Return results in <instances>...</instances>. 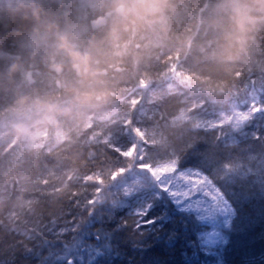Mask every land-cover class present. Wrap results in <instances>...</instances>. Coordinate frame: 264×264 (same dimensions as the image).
Segmentation results:
<instances>
[{
  "label": "rangeland",
  "instance_id": "obj_1",
  "mask_svg": "<svg viewBox=\"0 0 264 264\" xmlns=\"http://www.w3.org/2000/svg\"><path fill=\"white\" fill-rule=\"evenodd\" d=\"M33 1L0 0V10ZM71 2L74 4L73 20L66 22L67 30L61 31L41 22L33 34L20 42V46L28 50L25 53L32 50H37L40 55L51 52L58 61L55 69L60 68L64 60L74 62L69 50L87 57L88 72L84 73V64L74 71L78 80L73 84L71 79L67 82L72 86L70 91H64L54 100L42 98L28 87L29 84L38 81L43 84L41 91L47 93L55 86L54 79L59 78L60 73L32 78L31 70H37L34 62H29L30 67H27L21 57L0 52V59L8 61L9 70L16 73L14 79H10L13 83L10 81L0 92L7 89L13 96L22 91L29 94L22 101H12L0 109V227L14 234L17 250L30 254L21 261L36 264L34 258L37 255L45 258L43 264H61L59 257L66 246L75 244L77 235L89 242L95 238L94 242L86 243L87 248H95L101 243L96 240L97 234L114 237L110 251H115L116 242L120 241L118 226L122 219L129 218L133 223L139 220L134 214L139 202L127 197L125 188L133 186L143 192L155 184L152 176L137 170L141 156L144 163H151L154 168L175 161L185 170L196 171L202 166L208 171L204 174H209L210 178L225 171L218 180L213 179L224 198L233 208H236L237 197L240 202L252 205L251 199L256 197L245 195L243 186L242 189L233 188L232 181L237 179L226 171L234 168V176L239 175L237 178H241L247 188L258 186V191H264V144L259 147L246 145L247 154L242 158L234 159L229 157L233 154L227 153L230 165L213 167L208 154L197 148V142L205 141V134L214 132L216 138L222 139L220 151H224L223 148L229 145L239 144L230 137L227 140L231 141L226 140L228 131L249 133L253 140L259 135L260 140H264V133L258 131V127H264V111H254L264 108V79L261 77L264 69V38L261 34L264 32V0H236L235 4L234 0ZM96 19H102L103 24L89 30L88 23ZM228 21L235 26L236 41L232 48L226 49L228 53L230 49L235 51L238 68L233 72L231 82L222 87L228 91L225 90L227 93L222 100H207L202 96L205 81L199 78L197 71L223 55L218 47L222 42L217 36L225 30ZM86 34L89 39L84 41L80 37ZM41 63L49 65L45 59ZM149 65L153 67L149 68ZM2 78L0 72V80ZM62 80L66 82L65 78ZM242 84L248 85L243 88L244 96L232 99L234 90ZM168 98L175 102L169 103ZM48 107L57 110L51 113L55 123H39ZM251 122V131H244ZM17 128H25L28 132L20 134ZM37 130L41 133L39 136L35 135ZM60 147L86 150L91 160L98 164L89 169H75L62 162ZM132 147L136 151L130 158L119 154ZM211 156L216 159V155ZM48 157L56 160L50 161L46 159ZM205 160L210 163L208 166ZM121 168L126 169L125 175L113 180V174ZM100 180L102 184L98 182ZM64 190L80 202L75 205L81 209L79 212L56 208L57 198ZM200 198L210 200V196L201 195ZM90 200L95 203L90 204ZM170 207L176 214H191L197 222L195 234L193 224L182 217V230L178 235L189 251L195 253L191 258L193 262L264 264L262 211L255 212L251 206L247 209L249 213L242 215L236 210L230 225L225 226L224 220L228 217L223 214H217L216 225H212L197 220L195 210L179 212L174 204L157 203L150 213L155 224L167 221L164 213ZM74 215L83 216L75 220ZM103 215L108 218V227L95 230ZM83 217L89 223L86 230L80 221ZM155 224L144 225L139 236L145 239ZM213 231L219 232L222 239L203 244L200 235ZM249 231L257 234L254 242ZM233 236L241 240L240 245L234 246L236 250H232L236 241ZM229 251L232 257L227 256ZM222 254L229 259L224 261ZM2 256L0 264H12V259Z\"/></svg>",
  "mask_w": 264,
  "mask_h": 264
},
{
  "label": "trees",
  "instance_id": "obj_2",
  "mask_svg": "<svg viewBox=\"0 0 264 264\" xmlns=\"http://www.w3.org/2000/svg\"><path fill=\"white\" fill-rule=\"evenodd\" d=\"M68 5V6H67ZM74 9V4L71 2V0H34L33 3L27 4V5H20L16 8L11 7H3L0 10V52L8 54V55H17L24 59V61L27 63V67L29 62H34L37 67L40 68L41 62L45 59L47 60V63L50 65H57L58 61L57 59L51 55V52L46 51L45 54L42 53L40 55L35 50L29 51L25 53L26 49H23V47L20 46L21 40L31 35L35 32L37 26L41 22H46L47 24H50L52 26L57 27L59 30L64 31L66 29V22L70 23V20L72 19V12ZM227 27L225 30L220 31L217 37H220V41L222 43H219L218 45L219 50L223 51V55H221L220 59L216 62H211L205 64L203 67H201L197 71V75L199 78H202L205 81V88L202 92V96L205 97L207 100H213V101H221L223 96L228 92L226 89L223 90L222 87L227 86L228 82H231L233 72L236 71V68H238V64L236 61V58L234 57L235 51L233 52V49H230L229 53L227 52L226 48H229L234 45L236 39V30L235 26H233L231 21L227 22ZM91 34V33H90ZM262 37L264 38V32L261 33ZM83 37V38H82ZM80 38L82 40L86 41L89 39L88 34L85 36L82 35ZM217 43V42H216ZM39 50V49H38ZM236 55V54H235ZM157 59L159 58L158 54L156 55ZM42 60V61H41ZM157 61V60H156ZM76 62H70L69 60H64L62 63H60L61 67H63V73H60L59 78L55 77V86L52 90L48 91L47 93L42 92L41 88L43 84L36 81L34 84H29L28 87H30L32 90H35V92H38V95L42 96L44 99H50L53 100L56 98L57 95H61L64 93V91H70L72 88L71 85L67 84L70 79L72 80V84L77 81V76L75 75L74 70L71 69L72 64ZM154 65V64H152ZM152 65H149L153 67ZM30 67V66H29ZM10 69V63L8 61L0 59V72L3 74V78L0 80V89L5 88L8 83L12 84V80L16 76V73L13 70ZM30 70V69H29ZM43 74H46L44 71ZM53 74V73H52ZM51 76V74H48ZM40 77V75H39ZM38 77V78H39ZM262 80L264 79V69L263 74H261ZM37 78V79H38ZM65 78V83L62 79ZM245 78V76H244ZM12 79V80H10ZM57 79H61L60 81ZM244 87L248 88L247 84H242V87L239 89H235L232 99L239 98L241 96H244ZM1 89V90H2ZM1 93L0 92V109H3L5 106L8 105V103H11L12 101H22L25 96H28L29 94L26 92H20L18 94H14L13 92L7 91ZM231 96V95H230ZM14 98V99H13ZM68 102V100H67ZM215 137V136H214ZM216 138V137H215ZM227 140V139H226ZM231 141V140H227ZM235 141V140H234ZM222 142V140H221ZM221 142L219 143V148L216 150V154L212 153L213 156L216 159L213 160V167L217 166H224V165H230L231 163L229 160V157H236V151L238 149H245L246 145L243 144H234L229 145L224 149V151H220V148L222 146ZM229 144V143H228ZM224 146V145H223ZM248 146V145H247ZM218 151V153H217ZM243 151V156L247 154V150H241ZM107 155H109V151L106 150ZM227 153L233 154V156H227ZM59 154L61 156L62 162H66L71 165V167L75 169H89L90 167L95 166L96 162H93L91 160L90 155L86 150L83 149H66L64 147L59 148ZM105 154V152H104ZM211 154V155H212ZM224 157V158H223ZM226 157V158H225ZM103 158V157H102ZM237 159V157H236ZM61 162V161H60ZM205 164L208 166L210 163L205 160ZM234 165V164H233ZM232 165V166H233ZM200 168V167H199ZM231 168V167H230ZM225 171H221L220 174H218V177L211 176L212 179L218 180L219 176L221 174H224ZM228 175L230 174V177H236V181H232L236 184L237 188L242 189L245 191L244 194H248L249 196L256 197L252 198L251 201L259 200L264 202V191H258V186L255 189L247 188V185H245L239 175L234 176V168L229 169L226 171ZM224 183V182H223ZM219 185H222L221 182H219ZM255 191L254 194H252ZM257 191V192H256ZM55 203V201H53ZM261 203V202H260ZM80 202L72 195L70 192L62 191L59 198H57L56 202V208L58 210H64L67 211H74L76 209V212H79V207L75 205H79ZM237 205V204H236ZM76 207V208H75ZM71 209V210H70ZM260 210H258L259 212ZM239 212V211H238ZM257 212V211H255ZM262 213V219L264 216V213ZM257 214V213H256ZM164 215L167 218V221L164 224H155L152 230L147 232V236L145 239H142L141 236H139V232L141 231L140 228L137 229L134 227V223L129 218L122 219L123 221L120 226H118L119 231L118 235L120 236V241L116 242V248L112 246L115 251H110V249L107 251V255H109V260H102L100 261L99 257L95 258L94 264H143L147 263V260L150 262H155L157 264H197L198 262H193L192 257L194 254L192 251H189L186 245H184L181 242V238L178 237L179 231L182 230L181 227V220L184 217L185 219H189L188 221L193 224L194 232L198 231V227L196 226L195 221L192 219V215H186V214H176L173 211V208L170 207V209L166 210V214ZM78 216V217H76ZM83 215H74L72 216L75 220H78L79 218H82ZM260 217V216H259ZM84 218V217H83ZM179 218V219H178ZM261 218V217H260ZM119 219H121L119 217ZM101 222L99 225L95 226V230L98 228H107L106 225L108 218H106L105 215L101 217ZM81 225L83 228H87L89 225L88 220L81 219ZM263 226H264V220ZM0 224H1V218H0ZM85 224V225H84ZM93 229V230H94ZM249 237L252 239L251 241L254 242V238L256 239L257 234H254L253 231H250ZM194 234V235H195ZM81 235H77V239L74 245L78 244V247L76 251L82 253V255L85 257V264L87 261L88 256V249L92 248L86 247V243H92L94 241H87L83 240V238L79 237ZM258 238V237H257ZM262 239L264 241V236H262ZM194 240V236H193ZM9 243V244H8ZM7 244L9 245V248H7ZM255 245V243H252V245ZM264 245V243H263ZM92 246L95 247V245L92 244ZM18 243L16 242V237L12 232H9L8 229L0 227V262L2 261V255H5L6 258L12 259V264H19V261H21V258L26 259L30 256L28 253H22L21 251L17 250ZM264 248V246H263ZM8 249L10 251H8ZM118 252L120 255H118ZM22 254L21 258L19 260H16V255ZM115 256H113V255ZM47 255V253H46ZM94 255V253H93ZM195 257V256H194ZM37 260L35 262L36 264H43L45 261L44 257H36L34 260ZM15 261V262H14ZM231 262V261H230ZM22 264H25V262H22ZM233 264V262H231ZM235 264V263H234Z\"/></svg>",
  "mask_w": 264,
  "mask_h": 264
},
{
  "label": "snow or ice",
  "instance_id": "obj_3",
  "mask_svg": "<svg viewBox=\"0 0 264 264\" xmlns=\"http://www.w3.org/2000/svg\"><path fill=\"white\" fill-rule=\"evenodd\" d=\"M255 113L264 111V108H255ZM221 126L222 125H218ZM139 135V132L137 133ZM260 140L259 135L253 137ZM136 149L132 147L127 152H120L119 154L124 157L130 158L134 155ZM141 163L137 165V170L140 172L148 173L155 180V184L148 191L141 192L138 188L129 186L125 188V195L134 202L138 201V207L135 209V216L139 220L134 221L137 229L142 228L144 225H152L156 223L155 218H152L151 210L157 203H171L174 204L179 212L193 211L197 213V220L204 221L212 225H216L217 214H223L228 217L224 220L225 226L230 225L232 216L236 214V208L224 198L221 191L213 183L206 168L200 166L196 171L192 168L185 170L179 167L177 162L172 161L162 167L154 168L151 163H144V157H140ZM126 169L121 168L113 174L112 179L115 180L117 176L125 175ZM178 175H175L177 174ZM190 177H193L190 179ZM184 181V184H181ZM103 183L102 180L98 181ZM99 191V190H98ZM210 196V200L200 198ZM90 204L95 201L90 200ZM200 241L203 244H212L217 240L222 239L219 232L213 231L210 233H203L200 235ZM114 237L107 235L101 237L99 234L96 240L101 243L95 248L88 249V256L86 264H94L95 258L106 254L110 249V244ZM105 241L107 243H105ZM78 244L71 247L66 246L64 253L59 257L61 264H85V257L76 253ZM94 253V255H93Z\"/></svg>",
  "mask_w": 264,
  "mask_h": 264
},
{
  "label": "bare ground",
  "instance_id": "obj_4",
  "mask_svg": "<svg viewBox=\"0 0 264 264\" xmlns=\"http://www.w3.org/2000/svg\"><path fill=\"white\" fill-rule=\"evenodd\" d=\"M235 2H236V0H234V4H235ZM173 100H174L173 98H168L169 103H171L170 101L175 102V100L174 101ZM252 125H253L252 122L251 123H248V125L246 126V128L243 129V130L244 131H247V132H250L251 131V128H252ZM258 131H259V133L263 134L264 133V127L263 126L258 127ZM228 132H229V135H228V137H226V139L230 137L229 139L232 138V140H235L239 144H243V145H250V144H252V145H254V147L255 146L256 147H259V146H261V145L264 144V140H253V139H251L248 136L249 133H247V134H241L240 132H230V131H228ZM221 140H222L221 138L218 139V138H215L214 137V132H209V133L205 134V141H200L199 144L197 142V146H198L197 148H199L201 151H204V152H206V154H208V159L211 161V164H213V157L210 154L211 153L216 154V150L219 148V143L221 142ZM241 150H244V149L241 148V149H238L236 151V157L237 158H242L243 157V151H241ZM46 159H48L50 161H53V162H54V160H56L53 157H48ZM56 163L58 164V161H55V164ZM222 175H224V174H222ZM262 176L264 178V173H262ZM232 187L233 188H236V184L234 183L232 185ZM240 189H241V187H240ZM50 198H49V200H50ZM235 201L238 204V205L235 206L236 207V210L240 211L242 213V215L248 214L249 212H247V209H251V206L256 211L260 210V211H262L264 213V206H263L264 205V202H262V201H259V200L253 201L252 205H249V206L247 204H244L243 201L240 202V200H239L238 197L235 199ZM263 220H264V216H263ZM249 234H252V233H250V231H249ZM234 239L236 241H235V243L232 244L233 245V249L232 250H236V248L234 246H238V245L241 244V240H239L237 237L236 238L234 237ZM94 241H95V238H94ZM50 247L53 248V249H55L53 246H50ZM198 249H199V247H198ZM198 253L200 254V251H198ZM36 254H38V253H36ZM226 254H227V256H229V257L231 256L232 257V254H231L230 251L228 253H226ZM21 255L22 254L16 255L17 256L16 257V260H19V258H21ZM227 256H225V255L222 254V257L224 258V261H227L229 259V258H227ZM201 257H202V255H201ZM99 258H100V261H102V260H109L110 259L109 255H107V254H103ZM203 258H205V257L203 256ZM147 263L153 264V262L152 261L150 262L149 260H147ZM228 263L230 264L231 262L228 261ZM128 264H130V263H128ZM143 264H146V263H143Z\"/></svg>",
  "mask_w": 264,
  "mask_h": 264
},
{
  "label": "clouds",
  "instance_id": "obj_5",
  "mask_svg": "<svg viewBox=\"0 0 264 264\" xmlns=\"http://www.w3.org/2000/svg\"><path fill=\"white\" fill-rule=\"evenodd\" d=\"M122 11H124L122 9ZM127 11H135V9H128ZM151 11H155V9H151ZM66 43V42H65ZM69 56L74 62H79V63H74L73 67L76 68L77 70L80 69L81 64H84L85 67L83 69L84 73L88 72L87 68V62L88 58L87 57H81V55L78 52L71 51L69 50ZM99 99V97H98ZM57 111L54 107H48L46 114L43 116L42 120L39 121V123H55V118L51 113ZM17 132L20 134H27L28 130L25 128H17ZM41 133L39 130L35 133L36 136H39Z\"/></svg>",
  "mask_w": 264,
  "mask_h": 264
},
{
  "label": "flooded vegetation",
  "instance_id": "obj_6",
  "mask_svg": "<svg viewBox=\"0 0 264 264\" xmlns=\"http://www.w3.org/2000/svg\"><path fill=\"white\" fill-rule=\"evenodd\" d=\"M97 20V19H96ZM92 23H93V20L92 21H90L88 24H89V30H94V29H97V28H99V26L98 27H93L92 26ZM102 24H103V22H102ZM101 24V25H102ZM51 67H53L54 69H52L51 70ZM61 68V71H57L56 69H55V66L54 65H42L41 64V66H40V68L39 67H37V70H31V72H32V75H30V76H32V78L33 77H39V75H42L43 74V72L45 71L46 72V74H52V73H63V67H60ZM71 69L72 70H74V71H76L77 69L76 68H74L73 67V64H72V66H71Z\"/></svg>",
  "mask_w": 264,
  "mask_h": 264
},
{
  "label": "water",
  "instance_id": "obj_7",
  "mask_svg": "<svg viewBox=\"0 0 264 264\" xmlns=\"http://www.w3.org/2000/svg\"><path fill=\"white\" fill-rule=\"evenodd\" d=\"M102 22H103L102 19H97L96 21H94V22L92 23V26H93V27H98V26H100V25L102 24ZM52 69H54V68L51 67V70H52ZM56 70H57V71H61V68H57Z\"/></svg>",
  "mask_w": 264,
  "mask_h": 264
}]
</instances>
